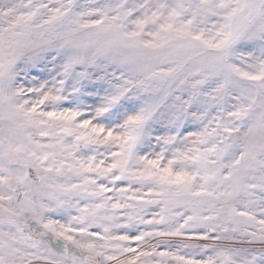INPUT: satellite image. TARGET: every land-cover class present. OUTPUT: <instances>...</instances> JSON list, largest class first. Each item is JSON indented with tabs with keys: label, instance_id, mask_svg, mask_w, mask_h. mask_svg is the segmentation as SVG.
I'll list each match as a JSON object with an SVG mask.
<instances>
[{
	"label": "snow or ice",
	"instance_id": "1",
	"mask_svg": "<svg viewBox=\"0 0 264 264\" xmlns=\"http://www.w3.org/2000/svg\"><path fill=\"white\" fill-rule=\"evenodd\" d=\"M0 264H264V0H0Z\"/></svg>",
	"mask_w": 264,
	"mask_h": 264
}]
</instances>
